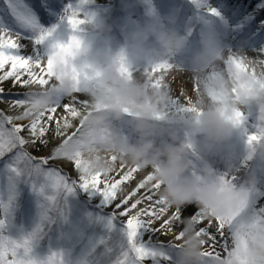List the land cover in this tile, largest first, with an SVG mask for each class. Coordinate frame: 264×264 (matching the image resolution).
Returning <instances> with one entry per match:
<instances>
[{
    "label": "snow or ice",
    "instance_id": "6c2138e0",
    "mask_svg": "<svg viewBox=\"0 0 264 264\" xmlns=\"http://www.w3.org/2000/svg\"><path fill=\"white\" fill-rule=\"evenodd\" d=\"M193 3L221 27H228L235 44L243 49L240 54L229 51L209 79L227 75L238 85L234 94L264 98V0ZM58 8L59 0H0V102L7 105L0 109V264H145L146 260L175 264L183 236V227L177 225L185 219L193 222L196 234L205 241L206 264L223 260L246 243L249 230L261 227L264 220V206L242 215L251 191L238 189L235 177L219 179L222 192L242 198V208L205 218L195 203L167 206L158 196L161 186L151 169L130 167L112 156L115 167L107 175H87L81 170L79 117L90 105L82 84L93 76L71 63L81 48L78 36L44 47L53 29L43 25L50 19L49 11ZM67 20L74 31L85 22L75 11H70ZM250 52L251 62L244 55ZM57 63L63 65L61 74L55 71ZM172 69L168 62L146 69L154 77L151 86L160 87L165 79L162 74L172 75ZM120 70L122 75L132 74L123 58ZM63 75L73 80L71 95L61 94L53 107L30 117L25 107L29 88L54 86ZM189 79L176 76L178 86L185 89ZM187 110L200 114L189 103ZM243 116L234 109L231 119L239 125ZM260 119L264 121V115ZM262 138L264 134L253 133L248 143ZM38 144L49 149L47 155L38 157L29 151ZM69 145H74L71 154ZM64 162L74 167L75 178L59 167ZM81 192L86 201H81ZM93 198L99 203L96 210H89ZM34 200L37 219L33 218ZM109 207L111 211H106ZM160 235L171 239L161 242Z\"/></svg>",
    "mask_w": 264,
    "mask_h": 264
},
{
    "label": "clouds",
    "instance_id": "9594fccd",
    "mask_svg": "<svg viewBox=\"0 0 264 264\" xmlns=\"http://www.w3.org/2000/svg\"><path fill=\"white\" fill-rule=\"evenodd\" d=\"M89 23H92L91 18ZM173 23L171 15H156L129 33L127 48L119 51L99 50L91 60L86 58L89 43H81L71 63L93 76L92 80L82 84L90 105L79 117L82 124L79 147L81 170L87 175H107L115 167L110 159L115 156L124 165L141 170L151 169L154 180L161 186L158 196L167 206L182 207L195 203L205 218L224 216L229 210L239 211L243 206L242 198L222 192L221 176H218L209 158L217 157L225 150L236 126L231 119L233 110L254 103L262 116L264 98L244 92L234 94L233 89L238 85L227 75L209 79L211 71L221 68L227 50L216 30L205 31L200 37L198 50L188 57L186 65L175 66L180 71L190 72L198 84V89H193L190 95L186 94L191 108L200 113L197 116L191 112L195 115L192 135L199 137L200 141L197 153L200 168L193 173L188 144L180 141L175 130L163 126L156 128L157 117L161 116L168 103L167 85L163 83L160 87H152L154 77L149 73L140 71L122 75L120 70L121 58L128 67L143 64L142 50L150 41L157 46L152 51L150 67L168 62L182 53L188 44V36L168 26ZM95 27L103 35L111 32L107 24H96ZM55 71L57 74L63 73V65L57 63ZM162 75L164 81L170 76L167 73ZM72 89L73 80L68 75H63L54 82V86L46 89L31 86L25 106L28 115L38 117L53 107L61 94L71 95ZM125 117H130L134 124V132L138 136L135 142L117 130L116 122ZM164 135L168 140L158 142V137ZM73 148L74 145H69L70 154ZM234 167L229 165V173ZM243 179L248 191L255 190L260 184V176L255 173L249 172ZM181 223L183 236L175 264H206V258L202 255L204 239L196 234L195 225L190 219ZM261 225L251 228L246 243L230 251L216 264H264V220Z\"/></svg>",
    "mask_w": 264,
    "mask_h": 264
},
{
    "label": "rangeland",
    "instance_id": "374dc122",
    "mask_svg": "<svg viewBox=\"0 0 264 264\" xmlns=\"http://www.w3.org/2000/svg\"><path fill=\"white\" fill-rule=\"evenodd\" d=\"M176 1L177 6L175 5V0H59V8L49 11L50 19L43 25L46 29H53L52 36L44 47L47 49L54 42H67L72 35H76L81 39L82 44L83 42L89 43L90 49L86 58L91 60L99 50L110 49L119 51L127 48L129 33L138 25L148 22L156 15H171L174 23L168 26L188 36V44L185 50L168 61L173 68L178 69L175 66L186 65L188 57L198 50L201 35L209 29L216 30L219 33L227 50V55L229 51L235 54L243 52V49L235 44V37L232 35V31L228 27H221L220 22L216 18L207 16L200 11L197 5L193 3V0ZM231 2H235V0H231ZM70 11H75L79 18L85 21L79 26L78 30L74 31L68 23L67 16ZM89 18L92 19V23H89ZM96 24L109 25L111 32L107 35L99 33L95 27ZM156 47L154 41H150L145 45L142 50V55L144 56L143 64H132L129 66L130 70L132 72H146L153 60L152 51ZM244 55L248 58H253L251 52L244 53ZM168 79L170 80L169 83L175 86L176 76L172 74L166 80ZM190 80L196 82L193 77ZM164 83L166 84V81ZM196 85L197 82L195 83ZM4 86L6 88L10 87L7 83ZM174 100L169 95L168 103L162 110L156 128L160 129L162 126L171 128L178 132L181 142L191 144L188 158L192 164L191 171L197 173L200 168V159L197 156L200 141L199 137L192 135L195 115L188 111L187 107L175 103ZM0 109H7V105L4 102H0ZM240 111L244 113L241 124L234 127L225 145V150L217 157H210L209 162L216 168L218 176L235 177L234 183L238 189H246L243 178L247 173L251 172L260 176V184L255 190L250 192L248 207L242 213V215H247L264 206V138L251 145L248 143L249 135L253 133L264 134V121H261L258 107L254 103L244 106ZM116 127L130 141L135 142L138 139L134 132V124L129 117L117 121ZM48 135H51V133ZM167 140L168 137L166 135L158 137V142H166ZM29 151L39 157L47 155L49 149L38 144L37 147L29 148ZM64 163L69 165L67 162ZM66 164L59 163V167L75 178L77 174L74 167L69 168ZM229 165H235L231 173L228 171ZM241 170L245 171L242 176L239 174ZM80 199L81 201H86L87 197L81 192ZM98 203L90 201L88 209L96 210L95 205ZM38 211V206L34 200V219L38 218ZM106 211H111V208L106 209ZM145 239H148L147 234ZM145 264H151V261L146 260Z\"/></svg>",
    "mask_w": 264,
    "mask_h": 264
},
{
    "label": "bare ground",
    "instance_id": "6f19581e",
    "mask_svg": "<svg viewBox=\"0 0 264 264\" xmlns=\"http://www.w3.org/2000/svg\"><path fill=\"white\" fill-rule=\"evenodd\" d=\"M172 74L174 76H177V75H183L184 77H189V78H192L191 76V73L190 72H187V71H180L178 69H175L173 68L172 69ZM166 81V85H167V90H168V93L171 97V99H175L174 102L177 103V104H180L184 107H188V103H187V100H186V94L187 95H190L193 91V89H195V83L196 82H193L192 80L189 79L188 81V84H189V87L188 88H181L179 87L176 82L175 86L170 84V80H165ZM174 87H172V86ZM172 87V88H171ZM65 165V164H63ZM67 167H72L71 165H67ZM245 173L244 170H241V172L239 173L241 176ZM178 228H182L183 227V224H179L177 225ZM160 241L161 242H167L169 239H171V236H165V235H160L159 237ZM207 246V245H206Z\"/></svg>",
    "mask_w": 264,
    "mask_h": 264
},
{
    "label": "trees",
    "instance_id": "16d2710c",
    "mask_svg": "<svg viewBox=\"0 0 264 264\" xmlns=\"http://www.w3.org/2000/svg\"><path fill=\"white\" fill-rule=\"evenodd\" d=\"M89 4H91L90 2H89ZM175 5L177 6V1L175 0ZM142 6V5H141ZM146 18H148V17H146ZM129 119L131 120V118L129 117ZM157 124V123H156ZM82 194H84L83 192H82ZM85 196H86V194H84ZM87 197V196H86ZM91 202H99V200L97 199V198H93V200L91 201ZM112 207V206H111ZM111 207H109V208H111Z\"/></svg>",
    "mask_w": 264,
    "mask_h": 264
},
{
    "label": "water",
    "instance_id": "95a60500",
    "mask_svg": "<svg viewBox=\"0 0 264 264\" xmlns=\"http://www.w3.org/2000/svg\"><path fill=\"white\" fill-rule=\"evenodd\" d=\"M63 164H66V163H63ZM70 165V164H69Z\"/></svg>",
    "mask_w": 264,
    "mask_h": 264
}]
</instances>
